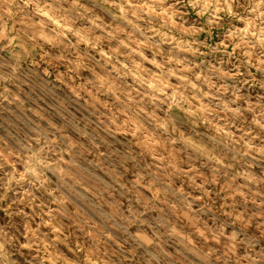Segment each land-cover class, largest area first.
<instances>
[{
	"label": "clouds",
	"instance_id": "obj_1",
	"mask_svg": "<svg viewBox=\"0 0 264 264\" xmlns=\"http://www.w3.org/2000/svg\"><path fill=\"white\" fill-rule=\"evenodd\" d=\"M77 21L87 26L89 39L80 31L67 29L78 42L63 52L60 61L70 59L65 72L69 83L75 86L77 77L84 81L85 88L77 91L88 94L90 90L91 95L107 97L114 107L124 109L122 115L133 140L144 144L147 136V144L153 148L166 142L168 147L176 145L189 154L187 171L179 179L193 185L204 180L191 162L200 160L217 180L235 177L252 188L243 173L264 160V102L249 103L250 98L242 96L238 86L248 81L238 78L245 75L241 68L249 69L247 76L253 80L251 68L264 75V0H0V86L23 88L26 80L21 65L40 45L51 46L52 56L61 55L57 46L64 43L66 25ZM215 31L222 43L205 50ZM97 40L100 46L112 48L110 53H100L99 63L92 54ZM72 49L76 54H71ZM95 50L99 52V47ZM217 53L225 59L209 66L204 58ZM233 59L237 60L234 70H226L225 65H231ZM146 64L152 67L146 68ZM6 94L10 92H0V99ZM178 125L185 128L184 136ZM26 128L20 133L9 132L11 144H0V203L15 193L34 204L36 190L47 192L58 202L61 213L68 208L77 218L87 213L103 223V228L98 223L90 225L87 232L98 251L109 241L122 248L121 242L128 243L130 234L141 264H187L189 260L222 264L228 257L221 255L217 261L218 245L242 246L240 229L234 228L233 237L225 239L220 227L204 222L206 209L177 187L178 163L169 162L167 156L153 173L137 168L141 153L136 149L127 152L125 146L123 152H101L104 142L98 138L91 139L92 150L82 149L90 133L79 139L58 140L45 136L35 121ZM204 129L207 133L201 135ZM125 167L133 174L141 173L136 177L142 182L135 185L137 190L149 183L153 191L160 189L155 199L149 198L147 212L142 202L138 205L134 199L128 202L138 215L126 207L118 213L108 208L119 191L129 188L131 178L124 175ZM105 168L117 177L115 182L106 176ZM102 181L113 183V188ZM208 182H215L212 176ZM239 194L248 198L245 188ZM188 216L202 219L192 225L187 223ZM216 224L225 222L217 217ZM55 236V240L51 234L45 239L57 244L59 229ZM27 240L22 244L0 227V264H10L18 246H38L46 251L31 232ZM246 251L250 253L248 264H264V253ZM96 259L97 264H104L99 256ZM83 264H92V260Z\"/></svg>",
	"mask_w": 264,
	"mask_h": 264
},
{
	"label": "rangeland",
	"instance_id": "obj_2",
	"mask_svg": "<svg viewBox=\"0 0 264 264\" xmlns=\"http://www.w3.org/2000/svg\"><path fill=\"white\" fill-rule=\"evenodd\" d=\"M85 2L86 0H81V3ZM67 29L80 31L85 39H89V30L82 21L70 22L66 25L63 45L57 46L61 55L52 56L49 52L51 46L40 45L21 65V74L26 80L23 88L12 86L6 90L4 86H0V92H10L0 99V137L4 138L0 144H3L4 141L11 144L12 137L9 136V132L13 130L15 133L26 131V125L35 121L45 136L51 135L58 140L61 138L63 140L79 139L90 133L89 141L81 145L82 149L92 150L90 142L92 138H98L104 142V146L100 149L101 152L116 151L117 149L123 152L125 146H127V152L136 149L141 153L137 168L150 169L153 173L157 172L161 160L167 156L169 162L178 163L176 175L179 182L177 187L187 193L188 197L195 198L198 203H201L202 208L206 209L203 212L204 222L212 228L220 227L224 231L225 239L233 237L234 228L240 229L242 246L221 247L218 245L217 261L219 262L220 256L224 255L228 259L222 264H248L247 258L250 253L246 249L264 253V207H261L264 204V160L255 163L252 171L243 173L252 184L250 190L243 181L237 182L235 177L232 180L223 178L217 180L212 171L200 160L191 162L194 168L200 169V174L205 177L204 180H197L193 185L184 179H179L187 171L190 162L189 154L182 153L176 145L168 147L166 142L159 143L158 148H153L147 144V136L144 138V144L133 140L127 127L128 120L122 115L124 109L118 105L114 107L113 102L107 97L100 98L91 95L90 90H88V94L77 91L78 88H85L84 81L79 77L76 78L78 83L75 86L66 80L65 72L70 64V59L67 63L60 61L63 52L78 42L73 32H69ZM219 43H222L220 33L215 31L205 45V50H208L209 45H218ZM81 46L87 47L86 45ZM96 47H99V52L95 50ZM111 51V47L100 46V40H97L92 54L99 63L100 53H110ZM229 51H231L230 48ZM71 54H76L74 49ZM204 59L211 66L213 62L223 60L225 57L217 53ZM236 65L237 60L233 59L231 65H225V69L234 70ZM145 67L152 66L146 64ZM248 71L249 69L241 68V72H244L245 75L238 78L248 81V83L238 85L241 95L249 97L248 102L252 104L264 102L262 99L264 98V75L257 73L255 68H251L252 76L256 77L253 80L251 76H247ZM129 83L131 84V81ZM157 107L159 108V106ZM161 111L165 115L167 114L166 109ZM172 111L175 113L177 110L173 109ZM33 112L36 114L33 115ZM159 114L158 112L157 115ZM109 122L112 127H109ZM178 127H180V135L184 136L185 128L181 125ZM232 131L239 137L240 133L236 129ZM206 133L207 129H204L200 134L205 135ZM208 138L210 137L206 136V139ZM236 168L239 169L240 165H236ZM104 173L111 178L112 182L117 180V177L108 168L104 169ZM123 173L131 178L128 181L129 188L126 191H119L118 198L114 199L108 208L113 213H118L126 207L133 215H138L132 204L128 202L134 199L138 205L142 202L144 212H147L148 205L151 203L149 198L155 199L159 195V187L153 191L151 183H149L143 184L142 190H137L135 185L142 182L136 177L141 173L133 174L132 169L128 167L123 169ZM0 175L3 173L0 172ZM209 176H212L215 182L209 183ZM102 182L106 183L108 188H113V183ZM241 188L246 189L247 199L239 194ZM35 196L36 200L33 204L25 202L22 196L17 197L15 193H9V198L0 203V218H3L0 227H3L9 235H14L22 244L28 243L27 236L31 232L34 239H38L46 250L42 251L38 246L31 248L18 246L12 251L13 259L10 264H83L89 259L92 260V264H97L98 256L104 264H141L140 254L134 251L130 234L128 243L121 242L122 248L116 247L113 242L109 241L102 244L98 251L94 247L95 240L90 238L87 232L92 224L98 223L103 228L102 222L87 213H83L77 218L68 208H64L61 213L58 202L47 192L36 190ZM17 200L20 202L17 203ZM250 201L252 202L250 203ZM152 207L155 208V205ZM208 212H211V216H208ZM42 215L43 220H41ZM106 215L107 213H97V216L100 217ZM217 217L225 224L217 225ZM201 219V216H188L187 223L195 225ZM226 224L232 226L226 227ZM26 225L29 226L27 230ZM58 229L61 233L60 242L52 244L50 241H46L45 238L50 234L52 240H55ZM192 255L197 257L196 253ZM53 256H55V261H53ZM187 264H194V261L189 260Z\"/></svg>",
	"mask_w": 264,
	"mask_h": 264
}]
</instances>
